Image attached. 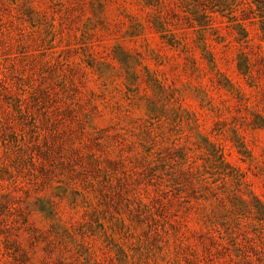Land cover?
Listing matches in <instances>:
<instances>
[{
	"label": "rangeland",
	"instance_id": "1",
	"mask_svg": "<svg viewBox=\"0 0 264 264\" xmlns=\"http://www.w3.org/2000/svg\"><path fill=\"white\" fill-rule=\"evenodd\" d=\"M263 21L0 0V264H264Z\"/></svg>",
	"mask_w": 264,
	"mask_h": 264
},
{
	"label": "trees",
	"instance_id": "2",
	"mask_svg": "<svg viewBox=\"0 0 264 264\" xmlns=\"http://www.w3.org/2000/svg\"><path fill=\"white\" fill-rule=\"evenodd\" d=\"M245 18H242V20H244ZM264 22V21H263ZM262 29H264V28H262Z\"/></svg>",
	"mask_w": 264,
	"mask_h": 264
}]
</instances>
